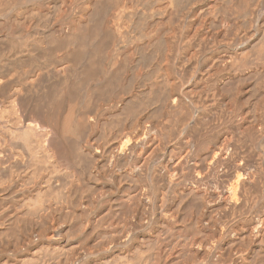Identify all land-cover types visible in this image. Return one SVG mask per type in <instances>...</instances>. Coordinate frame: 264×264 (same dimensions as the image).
<instances>
[{
    "label": "bare ground",
    "instance_id": "6f19581e",
    "mask_svg": "<svg viewBox=\"0 0 264 264\" xmlns=\"http://www.w3.org/2000/svg\"><path fill=\"white\" fill-rule=\"evenodd\" d=\"M205 1L206 0H45L44 4H40L41 2L38 0H0V180L3 178L2 181H0V194L3 195L0 199V215L1 218L5 219L7 222V228L3 227L4 230H10L7 232H11V236L14 235V238H17V240H15L16 238L14 239L17 241V245L11 246L13 248L17 247L15 250L16 252L19 253L20 249H23V245L35 244L36 238H38V243H47L49 246L53 244L54 251H50H53L51 252L52 254L54 252H56L54 254H59V257L56 258V260L58 259L56 262L57 264H76V260L81 258V255L94 256L95 254L100 255L104 259L102 264H111L110 260L106 261L109 254H116L119 256L112 264H131L133 261H128V259H130L131 256H133L131 259H136V254L138 251L140 253L141 250L139 248L142 249V244H144V247L147 245L149 246L152 241L155 244V242H159L160 237H162V242L160 241L162 244L167 240L164 245L161 244L164 251L159 248L163 251L161 253L164 254L166 252L164 255L167 256L169 254L170 257L171 254L169 252L174 250L175 245L182 249H178L177 255H173L175 259L174 262H170V264H197L201 258L205 259L210 257L211 250L214 248L218 251V256L213 264H264V105L262 104L263 118H259L260 114L259 116L257 115L258 117H251L253 120L249 121L252 123L254 122V124H250V126L245 129L249 131V135L246 137L248 138L249 136L252 140L250 138L251 141L245 139V135L243 136V134H241L242 132L234 134L235 139L233 140L234 135L226 128L227 126L223 125V123L218 124L224 117L222 116L223 110L221 109L223 102L221 103V100L218 99L217 96L219 93L223 92L228 85L230 86L234 78L231 77L232 75L229 76L228 74V77L224 78L223 81L214 79L215 75L217 76L218 74L217 71L219 70L218 72H220L222 66H226L232 62L235 63L232 66L236 65L229 49L233 45L236 46L238 50L244 46L243 43L247 38L248 27L253 25L254 20L258 18L260 12H264V0H238L235 4L233 3L234 5L232 6H230L231 4L225 7L223 5L220 10L217 9L216 5H218V3H215V1L212 5L207 6L204 5ZM226 3L224 2V4ZM42 8H45L44 11L46 12H42ZM173 11L179 14V20H176V23H174L175 20L173 21ZM188 11L193 13L190 18L191 22L184 25L183 19L186 18L185 14L188 13ZM40 12H42L43 16V13H45V18L42 20L45 22V28H43L44 35L47 34L48 37H52L58 34L60 41L56 39L52 40V38L50 40L49 38V42L47 43L45 40L43 41L41 39L35 40L33 44L29 43L30 35L24 33L26 29L25 25L27 22L29 23V19L33 18L36 21L35 17H38L37 13L40 15ZM262 15L264 16V13ZM41 17L40 15V18ZM171 18L173 19L171 20ZM222 18H226L228 29L233 27V19L237 20L241 18L244 23V28L240 29L241 31H239L238 34L235 32V37L227 41H225L227 38V34L224 32L225 30L219 32V36L222 38L223 43H220L221 46L215 55L211 54L209 56L211 62L206 66L208 77L205 80V85L210 83L211 80H215L216 87L215 91H213L215 93L210 94L209 91L203 89L201 93L200 91L198 92L199 95L194 97V105L198 104L195 106H199L201 104L203 107V109H200L197 113L196 117L194 118L193 115L192 118L187 115V120H183L184 118L182 115L184 114V106L182 103L180 104V108L176 105V108H179L178 117L175 119L176 124L173 120L172 121L176 127L177 125L179 128L184 127L185 136L182 140L175 138L174 144L177 146L181 145L180 142L182 141L184 147L179 153L177 152L180 149L176 152L179 154L176 158L177 162L174 163L170 169H166L164 171L165 173L163 172L162 174H165L166 177L177 176V174H179V166L181 168L184 162L190 160L187 167L192 171L190 175L194 173L193 177L185 175L183 177L184 182L182 186L174 187L173 190L171 188L172 194L169 199L166 198L168 200H164L165 197L161 199L163 200L161 202H164V204L160 202L161 205L164 206L165 203L167 205L164 211L162 209L164 214L161 213L162 217L159 219H156V217L152 215L153 213H150V210L148 211V209H146L149 205L145 208L144 200L141 199V196L144 195L145 198H148L149 204L150 192L148 185V187L143 186L141 188L139 186L131 188L129 185L132 190L129 191L127 195L125 194V196L113 200L114 205L106 209V211L108 210L107 212L104 209L99 215L97 214V218H90L91 220L87 219L92 213L93 202L96 201L94 198L92 199V196L94 197V192L92 190L90 191L93 185L91 188L87 186L88 188L86 187L84 189L83 186H85V184L80 187L77 183V187H80L79 190L76 187V181L74 182L72 179L69 180L67 178L70 177L65 173L67 170L63 173L64 170L62 171L58 168L66 167L65 169H71L77 167L79 169L80 166L85 167L87 168L86 174L88 173L87 175L90 177L86 174H84V176L86 175L89 178L88 180H90L93 176V172L90 171V168L103 169L102 172L103 174L106 173V177V171L110 165L114 164L113 167H116L118 165L121 166L123 163H127L128 157L126 153L128 150L137 154V152H139L137 148L142 142V133L140 130L143 127L140 128L141 122L139 119V111L142 106L140 104L142 102L139 103L140 94L135 90L136 86L134 87V81H136L135 78L137 77L136 72L138 70L141 72L143 69L149 72H153L154 70L156 72H158L157 70L163 71L165 68L171 70L173 68V59L179 49L175 36L167 34L170 33L166 31L165 27L167 26L163 27L165 28V32L162 31L163 29L160 30L159 28L164 26L163 22L166 21L168 26L174 24L177 26L176 28H178V30L185 29L187 32L191 30L197 35L200 31L205 29L206 26L215 31L221 28L222 23H224ZM33 26V32L37 33L36 31L39 29L37 22ZM262 39L263 37L261 40ZM44 44L51 46L50 50L54 51L58 49V51H64L65 53L62 55L63 57H61L63 59L58 61L55 58L56 56L50 52L51 54H49V56L47 55L48 57H46V54H43L46 57L45 60H35L36 58H34V56V59L28 61V57H26L27 53L31 54L33 52L45 50ZM191 54L196 57L195 54L198 53L194 54V52H192ZM82 55L86 57V63L83 64L84 66L81 65L83 67L81 70L78 69V64L81 63L83 59L78 61V64L77 60L83 58ZM261 55L259 61L264 64V54L262 53ZM194 59L195 58H190L189 61L187 60L188 63L185 58L184 60H179L177 63L178 69L182 71L188 70L189 66L191 67L196 63ZM65 63L66 65L68 64V66H65ZM25 65L30 68L28 72L23 69ZM259 68H261V73L259 74H263L264 65L260 64ZM129 71H132L133 74L131 73V78L134 77L135 80L132 79V81H134L132 82V87L129 88L130 98L128 102H123L121 95L123 92L126 93L128 88H126V91L124 90L125 86L121 84L120 79L122 78H120V76ZM152 75L149 73L150 77ZM164 77L165 76H163L162 79ZM101 78L106 79L108 83L106 82L107 84H104L103 82L100 84L99 82L100 86L96 84L99 87L95 86V88L86 85L90 83V80L97 81ZM164 81L166 84L169 82L168 79ZM201 81L202 79L196 81L192 85L190 83V85H185L182 92L184 94H192L195 89H198ZM146 82H148V80ZM163 82H161L162 85L165 84H163ZM83 83L86 84L84 85ZM50 84H56V86H51ZM169 85L170 84H168L167 87ZM49 86L52 88L55 86V93L53 91L54 88H51V93L54 95L51 94V96L55 98L52 99L53 101L50 103L44 100L47 94H49V89L47 88ZM199 88L202 89V87ZM45 89H47V91ZM150 89L149 91H151ZM83 90H87L86 96L85 93H82L85 92ZM99 90L101 92H99ZM198 90L194 93H197ZM253 90L257 91L256 89ZM111 91L114 95H111ZM149 91L145 92L149 93ZM169 92L170 94H168L166 98L163 97L165 100L162 99L161 101V103L164 102L162 104L159 102L162 107L168 106V102L170 101H168V99H176L177 94L171 93V91ZM100 93L103 95H108L110 93V96L105 100L102 95L101 98H104H102L103 101H101L102 99L97 100V94ZM159 93V96L164 94L163 92L162 94ZM45 94L46 96L42 99V96ZM111 96L112 98L115 96L116 100L112 99ZM159 96L156 97L158 98ZM146 99L144 100L146 101ZM150 99L152 98L150 97ZM231 99L232 98H230V101L232 102ZM260 100L261 99H259V101ZM173 101L176 102L175 100ZM173 101L172 103L174 104ZM211 109L218 110V116L221 117V119H218V122L216 118L214 121L207 120L206 117H208V113H210ZM105 110H109L107 112L111 113V115L109 114V118H111L110 122L109 119L108 122L105 121ZM126 112H130L128 125L124 122L125 119L123 118ZM236 116L235 114L234 119ZM106 118H108V116H106ZM223 120H221V122ZM99 126L102 127V130L100 129L98 132H95V128ZM223 126H225V128ZM108 127L110 129L107 131L106 129ZM179 128L177 127V129ZM151 129L152 128H150L149 131H153ZM157 131L160 130L157 129ZM246 140L247 142L249 141V145L256 141L258 148L255 147V149H257L252 150L255 145L253 148L248 147ZM149 141V145H147L148 148L150 146H153V148L157 146L152 144V142L154 143V141H157L153 139V137ZM174 144L172 147L175 148ZM245 148L250 149H246L245 152H247V150L250 152L248 158H250L251 161L248 158L246 159L247 155L245 157L241 156ZM145 150H147V148ZM171 151H174V149L171 148ZM116 154L120 156L117 157ZM150 154L151 153H148L149 156ZM138 155H136L137 159H134L137 161V164L138 162L141 164L142 162H146L141 160L142 151H140ZM133 157L135 158V155ZM139 168L140 166L135 165L136 170ZM216 168H220L225 176L230 175L235 177V181L233 180V183L228 184L227 188L222 186L218 178L211 177V172ZM15 169L21 170L24 174L16 177V171L14 172ZM83 173L85 172L83 171ZM84 176L82 177L84 178ZM127 176L128 175L125 173L120 177H123L124 179L122 180H125ZM93 178L95 177L93 176ZM121 178H119V182ZM179 178L180 177H178V179ZM83 180L82 183H84ZM246 180L253 185V189H251L249 194L248 192L247 194L244 193L245 182L247 183ZM154 183L156 184V182ZM86 185H88V183H86ZM176 185L177 184H175V186ZM246 186L249 187L248 185ZM105 187L107 188V185ZM105 187L100 186L97 188L98 192L95 191V193L97 192L96 194L100 195V198L97 199L102 201V208H105L107 204V202L102 199L105 197L104 195H107ZM81 188H83V190ZM202 188L203 190L205 189L204 192L199 193L198 190ZM150 190L153 191V189ZM240 190L244 191L241 192ZM96 197H98V195ZM136 202H139L137 205L141 203L140 206L142 208L140 207V209L137 207L140 211L134 214L132 211L136 210H134V208L132 210L133 206L131 208L129 207V209H131L130 214L134 215L132 217L134 220L132 223H129L131 225H128L130 219L126 220L127 222L125 221L127 223L126 229L125 226L123 227L124 222L121 221L122 219H128L129 216L126 217L125 214L126 218L124 216V218L119 217L118 211H121L127 204L130 205L131 203L132 205L133 203L134 205ZM184 208H186V210ZM182 209H184L183 211H185V213H190L187 219H190L188 225L193 236H181V234L179 237H171L172 234L170 233L174 228L169 221L177 219L175 218L177 217L176 214H181L180 211L183 212ZM114 211L116 213L118 212L117 215L121 220H119V222H121L120 225L122 227L119 224L115 225L114 221L113 225L116 227L114 226L115 228L113 230L109 228L111 229L110 232L105 231L103 234L101 233L100 236H96L98 238H94L92 243L88 242L90 239L89 236L91 237L89 234L93 231L92 229H96L98 225L100 226L107 216L113 219L114 213V218L115 216L117 217ZM120 213L123 215L122 212ZM118 217L116 219H118ZM180 217L182 218L181 215ZM110 218L106 219L107 222H104V224L110 223L111 227V222L113 220L111 219V221ZM98 222L101 223L99 224ZM119 222L116 221V223ZM149 222H152L150 224H155L157 227L156 232L157 238L159 239L156 241L154 237L145 238L143 236L144 233L142 234V232L139 231L145 229V225ZM104 224L101 225L103 226ZM86 229H89L90 232H86ZM177 229L180 228L178 227L176 230ZM66 230L67 232L69 231L70 234H76L75 231L81 232L85 241H81L84 245L82 244L79 250V246L77 247V245L74 246L76 249L74 247H72L71 250L68 249L70 251L66 248L67 242L70 243V239L73 238L74 235L71 237L69 234V238H71L69 240L66 238L67 242H60ZM131 231L133 233H131ZM4 232L2 231V233ZM2 235L3 234H1V236ZM66 235L68 236V234ZM94 235L96 234L94 233ZM163 237H169V239L164 238L163 241ZM7 239H9V237H7ZM126 240H130L132 243L130 245L132 247V252L129 249L132 255H130L131 253L128 251L130 255L129 258H126L128 257L127 255L126 257H124L125 255H121L123 248H121V245ZM139 240L140 242L145 240L143 241L145 243L138 244ZM8 244L3 247L8 246ZM158 245H160V243ZM186 247L193 251L190 256L188 255L189 259L192 258L191 260L185 257ZM5 250L7 249L2 248L0 251L5 252ZM13 251L10 249L7 252L14 253ZM26 253H22V255L18 254L17 258H22L24 255L26 256ZM187 254H190V252H187ZM139 257L141 258V256ZM155 257V259H159L157 255ZM0 258V264H8L6 262L8 259L7 255H2ZM24 258L23 260L25 261ZM40 258L41 257H39V259ZM39 259L37 260L39 261ZM162 259L163 257L161 261ZM152 260L151 263H155V261L153 260L152 262ZM3 261H5V263ZM29 262L31 261L29 260L28 263ZM35 263L42 264L43 262ZM135 263L138 264L137 261ZM157 263L159 262L157 261Z\"/></svg>",
    "mask_w": 264,
    "mask_h": 264
},
{
    "label": "rangeland",
    "instance_id": "374dc122",
    "mask_svg": "<svg viewBox=\"0 0 264 264\" xmlns=\"http://www.w3.org/2000/svg\"><path fill=\"white\" fill-rule=\"evenodd\" d=\"M39 2H41L40 4H44V2H45V0H38ZM214 1H215V3H218V5H216V7H217V9L218 10H220V8H222V6L224 5V7L225 6H229L230 4V6H232V5H234L238 0H236V1H234V0H228V1H230V2H228L227 0H206L205 2H204V5H212L213 3H214ZM226 3H229V4H224V2ZM223 4H222V3ZM234 3V4H233ZM42 10V12H46V11H44L45 10V8L43 9H41ZM191 12H194V11H192V10H190ZM190 11H188V13H186L185 14V16H186V18H184L183 19V22H184V25H187V24H189L190 22H191V17H192V14L193 13H191ZM42 12H40V15L42 16L41 18H40V15L37 13V15H38V17H35L36 18V21L33 19H29L28 21H29V23L27 22L26 23V25H25V34L26 35H30V42L29 43H31V44H33V42L35 41V40H37V39H41V40H45V42L47 43V42H49V38H50V40H51V38H52V40H57V41H60V37H59V35L58 34H55L54 36H50V37H48V35L47 34H45L44 35V31H43V28H45V22L44 21H42V20H44V18H45V13H43L44 14V16L42 15ZM264 12H260L259 13V16H258V18L256 19V20H254V23H253V25L251 26V27H248L249 29H248V33H247V38L245 39V42L243 43L244 44V46L240 49V50H238V48H236V46H231L230 47V49H229V51H230V53L232 54V57L234 58V60H235V62H236V65H234V66H232L233 64H235L234 62H232L231 64L229 63L228 65H226V66H222L221 68H220V72H218L217 71V76L215 75V77H214V79L215 80H221V81H223V79L224 78H226V77H228V74H229V76H231V77H233L234 78V81L230 84V86L228 85L226 88H225V90H223V92H221V93H219V95L217 96V98L218 99H220L221 101V103H222V105H221V109L223 110V119H221V117L220 116H218V110H213V109H211L210 110V113H208L209 115H208V117H206L207 118V120L208 121H214L215 120V118H216V121L218 122V119H221V120H223L222 122H221V120L218 122V124H222L223 123V125H225V126H227L226 128H228V130L231 132V133H233V135L234 134H237V133H240V132H242L241 134H243V136L245 135V139H247V140H250L251 138L248 136V138L246 137L247 135H249V131H247V130H245V129H247L248 128V126H250V124H254V122L252 123L251 121H249V120H253L251 117H253V118H255V117H258L259 116V114H260V116H259V118H263L262 116H263V113H262V110H263V105H264V92H263V89L264 88H262V87H264V73L263 74H259V73H261V68H259L260 67V64L261 65H264V64H262L259 60L261 59V56H263V55H261L262 53L264 54V16L262 15ZM173 14H174V19L173 18H171V20L173 19V21L175 20V22L174 23H176V20L178 21L179 20V14H178V12L177 13H175V11H173L172 12V16H173ZM189 16V17H188ZM261 16V17H260ZM41 20H40V19ZM38 19V20H37ZM223 20V22L224 23H222V26H221V28H218L216 31L214 30V29H211V28H208L207 26H206V28L205 29H203L202 31H200L199 32V34H197V35H195V33H194V31H186L185 29L183 30V29H181V30H178V28H176L177 26L176 25H174V24H172L171 26H168L167 24H166V21L165 22H163V24H164V26H158V27H161V28H159L160 30H162L163 32H165V28H166V31L167 32H170V33H167V34H170V36H175V38H176V41H177V45H178V52H176L177 54H175V58L173 59V68L171 69V70H167V68H165V69H163V71L162 70H157L158 72H156L155 70L151 73V72H149V71H147V70H145V69H143V70H141V72H140V70H138L137 72H136V75H137V77L135 78L136 79V81H134L135 79H134V77L133 78H131L132 76V71H129V72H126L125 74H122L121 76H120V78H122V79H120V82H121V84H123L124 86H125V88H124V90L126 91V88H128L127 89V91H126V93L125 92H123V94L121 95V97H122V99H123V102H128V100H129V98H130V93H129V88L130 87H132L131 85L133 84L132 82L134 81V87H135V90L136 91H138V93L140 94V97H139V103L140 102H142L140 105H142L141 106V110L139 111V119H140V122H141V124H140V128H142L140 131H141V133H142V135H141V138H142V142H141V144L139 145V147L137 148V150L139 151V152H137V154H134L133 152H131L130 150H128L127 151V153H126V156L128 157L127 159V163H123V164H121V166L120 165H118V166H116V164H115V166L116 167H113L114 166V164L113 165H110V167H108L107 168V176L105 177V171H104V173L105 174H103V169H98V168H90L89 170L91 171V172H93V176L95 177V178H93V176H92V178H90V180H88L89 178L88 177H90V176H88L87 174H86V169L87 168H85V167H82V166H80L79 167V169L76 167V168H71V169H65L66 167H61V168H58L59 170H64L63 171V173L65 172L66 174H67V176H70V177H67L69 180L70 179H72V181H76L75 183H76V187H77V185L79 184L80 185V187H82V185H84L85 184V186H83V188L85 189L87 186H90V188H91V186H92V188L90 189V191L92 190L93 192H94V197L92 196V193H91V196H92V199L94 198L95 200V202H93V208H92V213H91V215L89 216V217H87V219H93V218H97L98 217V215H99V213H101L102 212V210H104L105 209V211H106V209H108L110 206H113L114 205V201L113 200H116V199H119V198H121V196L123 197V196H125V194L127 195L128 193H129V191H131L132 189L131 188H134V186H139L140 188L141 187H148V189H149V192H150V202H149V204H148V198L146 197L145 198V196L143 195V196H141L142 198L141 199H143L144 200V204H145V208H146V206L147 205H149V206H147V208L146 209H148V211L150 212V213H153L152 215L153 216H155L156 217V219H159V218H161L162 217V214L161 213H163V211H164V209L166 208L165 206L167 205L166 203H165V205L164 206H162L161 205V203H163L164 204V202H161V201H163V200H161V199H163V197H165L164 198V200H168L170 197H171V194H172V191H171V188H172V190H173V188L174 187H181L182 186V183L184 182V179H183V177L185 176V175H190V172L192 173V171H190L189 169H188V165H189V161H187V162H184L181 166V168H180V166H179V170H178V172H179V174H177V176H174V177H166L165 176V174L164 175H162L163 174V172L166 170V169H170L171 168V166L172 165H174V163H176L177 162V157L179 156V154H177V153H179L180 151H181V149H183V147H184V145L182 144V141L180 142L181 143V145H175L174 143H175V138H179V139H183V137L185 136V131H184V127H180L179 128V126L177 125V127L180 129H177V127H176V123H175V119H176V117H178V110H179V108H180V104L182 103L183 104V106H184V109H183V115H182V117L184 118L183 120H187V115L188 116H190V117H192L193 118V115H194V118L196 117V115H197V113L200 111V109H203V107H202V105L200 106H195V105H198V104H195L194 105V97L195 96H197V95H199L198 94V92L200 91V93L203 91V89L204 90H207V91H209V93L210 94H213V93H215V92H213V91H215V87H216V83H215V80L213 79V81L211 80L210 81V83H208L207 85H205V80H206V78L208 77V71H207V68H206V66L209 64V62H211V60L209 59V56L212 54H216L218 51L217 50H219V47L221 46V44L220 43H223L222 42V38L219 36V32H223L224 30V32H226V34H227V38L225 39V41H227V40H230L231 38H234L235 37V32L238 34L239 33V31H241L240 29H243L244 28V23L242 22L243 20L241 19V18H238L237 20H235V19H233V21H232V23L234 24L233 25V27L232 28H230V29H228L227 28V25L228 24H226V22H227V20H226V18H222ZM40 20V21H39ZM35 22V24H36V22H37V25H38V30L36 31L37 33H34L33 31H34V29H33V25H35L34 24V22ZM39 21V22H38ZM257 22V23H256ZM29 24V25H28ZM162 24V25H163ZM31 25V26H30ZM40 25V26H39ZM31 28H30V27ZM44 26V27H43ZM165 26H167V27H165ZM163 27H165V28H163ZM226 27V28H225ZM239 27V28H238ZM208 29V30H207ZM29 30V31H28ZM227 30V31H226ZM234 30V31H233ZM184 31V32H183ZM231 31V32H230ZM252 32V33H251ZM31 33V34H30ZM194 33V34H193ZM229 33V34H228ZM32 34H34V35H32ZM187 34V35H186ZM43 35V36H42ZM177 35V36H176ZM187 37H186V36ZM206 37H205V36ZM234 35V36H233ZM220 37V38H218V37ZM37 37V38H36ZM58 37V38H57ZM184 37V38H183ZM263 37V39L261 40V38ZM43 38V39H42ZM45 38V39H44ZM183 38V39H182ZM59 39V40H58ZM185 39H189L188 41L187 40H185ZM198 39V40H197ZM33 40V41H32ZM183 40H185V41H183ZM198 41V42H197ZM224 41V42H225ZM187 42V43H186ZM212 43V44H211ZM30 44V45H31ZM198 44H199V46H198ZM242 44V45H243ZM29 45V44H28ZM201 45H202V47H201ZM44 47H45V50H43V51H40V52H33V53H31V54H29V53H27V55H26V57H28L27 58V60L29 61V60H32V59H34V58H36L35 60H39V61H42L43 59L45 60L46 59V57H48L49 56V54H53L54 56H56L55 58L59 61L60 59H63V58H61V57H63L62 55H64V51H61V50H59L58 51V49H55L54 51L53 50H50V47L51 46H47L46 44H44ZM47 47V48H46ZM49 47V48H48ZM181 47V48H180ZM205 47V48H204ZM218 47V48H217ZM200 48V49H199ZM204 48V49H203ZM207 48V49H206ZM209 48V49H208ZM47 49V50H46ZM180 49H182V50H180ZM49 50V51H48ZM185 50H188V51H185ZM202 50V51H201ZM182 51V52H181ZM184 51V52H183ZM42 52V53H41ZM51 52V53H50ZM59 52H61V53H59ZM192 52H194V54L195 53H198V54H195V56L196 57H194V56H192ZM208 52V53H207ZM245 52H248V53H245ZM257 52V53H256ZM262 52V53H261ZM36 54V55H35ZM43 54H46V57L43 55ZM182 54V55H181ZM250 54V55H249ZM255 54V55H254ZM42 55H43V57H42ZM48 55V56H47ZM186 55V56H185ZM261 55V56H260ZM30 56H32V57H30ZM35 56V57H34ZM205 56V57H204ZM240 56H241V58H240ZM251 56V57H250ZM260 56V57H259ZM31 59H30V58ZM34 57V58H33ZM45 57V58H44ZM82 57L83 58H80V60H77V64H78V61H81L82 59V61H81V63H79L78 64V66L80 67L81 65L82 66H84L83 64L84 63H86V57H84V55H82ZM38 58V59H37ZM59 58V59H58ZM184 58H185V60L187 61H189V59L191 58H195L194 60H196V63L193 65V66H189V68H188V70H186V71H182L181 69H178V67H177V63H178V61L179 60H181V59H183L184 60ZM48 59V58H47ZM85 59V60H84ZM200 59V60H199ZM203 59V60H202ZM256 59V60H255ZM208 60V61H207ZM239 60V61H238ZM242 60V61H241ZM84 61V62H83ZM176 61V62H175ZM188 61H187V63H188ZM255 61V62H254ZM239 62V63H238ZM245 62V63H244ZM202 63V64H201ZM245 64V65H244ZM65 66H68V64L66 65V63L64 64ZM63 65V66H64ZM239 65V66H238ZM241 65V66H240ZM78 67V69H81L82 70V68L83 67ZM231 66V67H230ZM60 67V66H59ZM230 67V68H229ZM232 68V69H231ZM24 71H26V72H28V70H30V68L29 67H27V65H25L24 66ZM177 70H179V71H177ZM192 70V71H191ZM238 70V71H237ZM145 71H147V72H145ZM190 71V72H189ZM257 71V72H256ZM81 72V71H80ZM187 72H189V73H187ZM132 73V74H131ZM146 73V74H145ZM149 73L152 75L151 77L149 76ZM158 73V74H157ZM254 75H253V74ZM184 74V75H183ZM188 74V75H187ZM205 74V75H204ZM220 74V75H219ZM135 75V76H136ZM173 75V76H172ZM148 78H147V77ZM160 76H161V79H160ZM163 76H165L164 78L165 79H168L169 80V82H168V84H170L168 87H167V85L168 84H166L165 83V79L163 78L162 79V77ZM243 76V77H242ZM131 79H130V78ZM187 77V78H186ZM259 77H260V79H259ZM159 78V79H158ZM181 78V79H180ZM240 80H239V79ZM126 79V80H125ZM131 81H130V80ZM132 79H134L133 81H132ZM200 79H202V81L200 82V84H199V86H198V89H200V90H198V89H195V91L196 90H198L197 91V93H194L195 91H193L192 92V94L190 93V94H184L183 92H182V89H183V87L185 86V85H188L189 83L192 85V84H194L196 81H198V80H200ZM242 79V80H241ZM148 80V82H146ZM160 80H161V82H163V84L164 85H162V83L160 82ZM163 80V81H162ZM238 80V81H237ZM250 80V81H249ZM258 80V81H257ZM95 80H93V81H91L90 80V83L89 84H86V83H88V82H86L85 84L86 85H89V86H91V88H95V86L97 87L98 85H99V82H100V84H102L103 82H104V84H107L108 83V81H106V79H98L97 81H95ZM110 81V80H109ZM131 83H130V82ZM159 83H158V82ZM92 82V83H91ZM94 82V83H93ZM107 82V83H106ZM128 84H127V83ZM141 82V83H140ZM146 82V83H145ZM151 84H150V83ZM181 82V83H180ZM174 83V84H173ZM238 83V84H237ZM255 83V84H254ZM84 84V83H83ZM84 84V85H85ZM96 84H98V85H96ZM139 84V85H138ZM161 86H160V85ZM189 84V85H190ZM211 84V85H210ZM234 84V85H233ZM51 85V84H50ZM52 85H55L56 86V84H52ZM51 85V86H52ZM113 85V84H112ZM126 85H127V87H126ZM128 85H130V86H128ZM183 85V86H182ZM200 85H202V86H200ZM262 85V86H261ZM51 86H49V87H47L48 89H49V91H48V93L49 94H47V92H46V94H47V96H46V94L44 95V96H42V99L44 98V100L46 101V102H51V101H53L52 99H54V98H52V96H51V90L53 89V91L55 90V86H53V88L51 87ZM100 86V85H99ZM98 86V87H99ZM110 86V85H109ZM114 86V85H113ZM123 86V87H124ZM143 86V87H142ZM146 86V87H145ZM150 86V87H149ZM159 86V87H158ZM166 86V87H165ZM205 86H206V88H205ZM240 86H241V88H240ZM112 87V86H111ZM182 87V88H181ZM199 87H202V89L201 88H199ZM256 87V88H255ZM52 88V89H51ZM139 88H140V91H142V92H140L139 91ZM151 90V91H149V89ZM158 88V89H157ZM231 88V89H230ZM161 89V90H160ZM175 89V90H174ZM250 89V90H249ZM253 89H256L257 91H255V90H253ZM46 91H47V89H45ZM154 90H156V91H154ZM174 90V91H173ZM258 90H259V92H258ZM83 91H85V92H82V93H85V96H86V93H87V90H83ZM147 91H149V93H146ZM168 91V92H167ZM169 91H171V93H176L177 94V96H176V99H173V98H171V99H168V106L166 105V107H162V103L164 102H162L161 103V101H162V99L163 100H165V98L168 96V94H170V92ZM173 91V92H172ZM99 92H101L100 90H99ZM98 92V93H99ZM157 92V93H156ZM160 92V93H159ZM162 92L164 93V94H166V95H158V93L159 94H162ZM256 94H255V93ZM54 93H55V91H54ZM127 94V95H125V94ZM110 94V93H109ZM103 95L102 93H100V94H97V100H100V99H102L103 97L105 98V100H106V98L108 97V96H110V95ZM129 94V95H128ZM196 94V95H195ZM254 94V95H253ZM53 95V94H52ZM82 95H84V94H82ZM100 95V96H99ZM103 95V97L101 98V96ZM111 95H114V93H112V91H111ZM124 95V96H123ZM141 95H143V96H141ZM159 96L158 98L156 97V96ZM189 95H193L192 97L191 96H189ZM237 95V96H236ZM54 96V95H53ZM85 96H82V97H85ZM148 98H147V97ZM153 99V101H152V99H150V97ZM179 96V97H178ZM222 96V97H221ZM232 96V97H231ZM100 97V98H99ZM162 97V98H161ZM163 97H165V98H163ZM229 97V98H228ZM103 98V99H104ZM111 98H112V96H111ZM142 98V99H141ZM147 98V99H146ZM157 98V99H156ZM161 98V99H160ZM187 98V99H186ZM191 98H193V99H191ZM230 98H232L231 100H232V102L230 101ZM103 99L101 100V101H103ZM112 99H114V100H116V98H115V96H113V98ZM144 99H146V101L144 100ZM150 99V100H149ZM175 100L176 102H174L173 100ZM235 99V100H234ZM237 99V100H236ZM259 99H261L260 101H259ZM239 100V101H238ZM255 100V101H254ZM151 101V102H150ZM172 101L174 102V104L172 103ZM234 101V102H233ZM143 102H145V103H143ZM154 102V103H153ZM157 102V103H156ZM161 104H160V103ZM245 102V103H244ZM247 102V103H246ZM254 102V103H253ZM262 102V103H261ZM172 105H171V104ZM179 103V104H178ZM228 103H230V104H228ZM242 103V104H241ZM126 104V103H125ZM128 104V103H127ZM146 104V105H145ZM151 104V105H150ZM155 104V105H154ZM257 104H258V106H257ZM263 104V105H262ZM149 105V106H148ZM153 105V106H152ZM179 107V108H176L177 106ZM145 106V107H144ZM152 106V107H151ZM226 106V107H225ZM256 106V107H255ZM262 108H261V107ZM140 107V106H139ZM146 107H148V108H146ZM151 107V108H150ZM199 107V108H198ZM144 108V109H143ZM188 108V109H187ZM234 108V109H233ZM241 108V109H240ZM229 109V110H228ZM239 109V110H238ZM258 109H259V111H258ZM145 110V111H144ZM160 110V111H159ZM242 110H243V112H242ZM106 111V110H105ZM107 111H109V110H107ZM106 111V113H104V116H105V121L106 122H108V119H109V122H110V119L111 118H109L110 117V115H111V113L109 112H107ZM143 111V112H142ZM140 112H142V113H140ZM151 112V113H150ZM188 112V113H187ZM212 112V113H211ZM213 112H214V114H213ZM246 112V113H245ZM248 112V113H247ZM255 112V113H254ZM108 113V114H107ZM191 115H190V114ZM110 114V115H109ZM212 114V115H211ZM232 114V115H231ZM235 114L237 115L236 117H235V119H234V116H235ZM246 114V115H245ZM99 115H101V114H99ZM151 115V116H150ZM177 115V116H176ZM185 115V116H184ZM217 115V116H216ZM254 115H256V116H254ZM258 115V116H257ZM106 116H108V118H106ZM216 116V117H215ZM157 117H159V118H157ZM187 117V118H186ZM189 117V118H190ZM214 119H213V118ZM217 117H219V118H217ZM123 118L125 119V123L128 125L129 123H128V120H129V118H130V112H126V114L123 116ZM258 118V119H259ZM241 119V120H240ZM260 119V120H261ZM174 121V123H173V121ZM127 121V122H126ZM145 122V123H143V122ZM225 121H226V123H225ZM238 123H237V122ZM247 121H248V123H247ZM229 123V124H228ZM236 123V124H235ZM151 124V125H150ZM227 124V125H226ZM231 124V125H230ZM248 124V125H247ZM154 127H153V126ZM168 125V126H167ZM234 125V126H233ZM107 126H108V124H107ZM156 126H158V127H156ZM175 127V129H174V127ZM225 126H223L224 128H225ZM228 126H230V127H228ZM240 128H239V127ZM100 127V126H99ZM97 127V128H95V132H98L102 127ZM144 127H146L147 128V130H146V128H144ZM234 127V128H233ZM99 128V129H98ZM150 128H152L151 130H153V131H149V129ZM182 128V129H181ZM239 128V129H238ZM242 128V129H241ZM110 128L108 127L106 130L108 131ZM157 129L158 130H160V131H157ZM102 130V129H101ZM144 130V131H143ZM145 130H146V132H145ZM175 130V131H174ZM179 130V131H178ZM242 130H244V131H242ZM163 133H162V132ZM235 133H234V132ZM150 132V133H149ZM165 132V133H164ZM179 132V133H178ZM244 132H247V133H244ZM147 135H146V134ZM156 133H157V135H156ZM162 133V134H161ZM175 133V134H174ZM149 135H150V137H149ZM162 135H163V137H162ZM173 135V136H172ZM180 136V137H179ZM152 137H153V139H155V140H157L156 142L154 141V143L152 142V144L153 145H157V146H155L154 148H153V146H150L149 148H148V146L147 145H149V140L150 139H152ZM158 137V138H157ZM144 138V139H143ZM146 138V139H145ZM150 138V139H149ZM159 138H161V139H159ZM174 138V139H173ZM250 138V139H249ZM235 139V135H234V137H233V140ZM247 140H246V144L248 145V147H250V148H253V146H254V149H252V150H256L258 147H257V142L256 141H254L253 143H251V144H253V145H249V141L247 142ZM252 140V139H251ZM250 140V141H251ZM172 141V142H171ZM172 143V144H171ZM168 144V145H167ZM174 144V146H175V148L174 147H172V145ZM152 147V148H151ZM159 147V148H158ZM255 147H257L256 149H255ZM140 148H141V150H140ZM147 148V150H145ZM158 148V149H157ZM171 148L172 149H174V151H171ZM143 149V150H142ZM151 149V150H150ZM180 149V150H179ZM246 149H248V150H250L249 148H245L244 149V151H243V153L241 154V156H243V157H245L246 155V159L248 158V154H249V156H250V152L247 150V152H245L246 151ZM179 150V151H178ZM140 151H142V155H141V160L143 161H146V162H142V164L141 163H139L138 162V164H137V161L136 160H134V159H137V157H136V155H138V153L140 154ZM146 153H145V152ZM148 151H150V152H148ZM178 151V152H177ZM171 152V153H170ZM177 152V153H176ZM129 153V154H128ZM148 153H151L150 154V156L148 155ZM170 153V154H169ZM245 153V154H244ZM118 154V153H117ZM116 154V156L117 157H119L120 155H117ZM244 154V155H243ZM135 155V158L133 157ZM147 155H148V158L146 159V157H147ZM177 155V156H176ZM130 156V157H129ZM139 156V155H138ZM170 156V157H169ZM145 157V158H144ZM164 158V159H163ZM170 158H171V160H170ZM173 158V159H172ZM250 161H251V159L250 158H248ZM136 161V162H135ZM149 161V162H148ZM168 161V162H167ZM175 161V162H174ZM136 163V164H135ZM147 163V164H146ZM153 163V164H152ZM188 163V164H187ZM137 165V166H140V168L138 169V170H136L135 169V165ZM146 164V165H145ZM159 164V165H158ZM143 165V166H142ZM149 167H148V166ZM185 165V166H184ZM134 166V167H133ZM142 166V167H141ZM82 167V168H81ZM123 167V168H122ZM167 167V168H166ZM84 168V169H83ZM141 168H143V169H141ZM147 168V169H146ZM78 169V170H77ZM81 169H83V170H81ZM69 170V171H68ZM74 170V171H73ZM100 170H101V172H100ZM214 170V171H213ZM213 170H211V171H213V172H211V177H214V178H218V180L220 181V183L222 184V186H224L225 188H227L228 187V184H230V183H233V180L235 181V177H232V176H230V175H228V176H225V174H223V172L221 171V169L220 168H216V169H213ZM220 170V171H219ZM16 171V173H15V176L17 177V176H19V175H23L24 174V172H22L21 170L19 171V170H14V172ZM19 171V172H18ZM80 171V172H79ZM83 171L85 172V173H83ZM111 171V172H110ZM20 172H22V173H20ZM82 172V173H81ZM119 172V173H118ZM162 172V173H161ZM183 172V173H182ZM187 172H188V174H187ZM68 173H69V175H68ZM75 173H77V174H75ZM101 173H102V175H101ZM127 174L128 176H127V179H125V180H122V179H124L123 177L121 178L120 176H122L123 174ZM157 173V174H156ZM165 173V172H164ZM74 174V175H73ZM84 176V174H86L85 176H84V178L81 176ZM96 174V175H95ZM155 174V175H154ZM192 175V176H191ZM190 175V177H193V175H194V173L193 174H191ZM224 175V176H223ZM2 177V176H1ZM82 177V178H81ZM100 177V178H99ZM178 177H180L179 179H178ZM119 178H121V181L119 182ZM169 178V179H168ZM171 178V179H170ZM173 178V179H172ZM232 178V179H231ZM3 179V178H2ZM2 179L0 180V181H2ZM5 179V178H4ZM84 179V180H83ZM92 179H94V180H92ZM97 180V182H96V180ZM99 179H100V181H99ZM227 179V180H226ZM243 179V178H242ZM82 180H83V182L84 183H82ZM102 180V181H101ZM171 180H172V183H171ZM176 180H177V182H176ZM224 180V181H223ZM86 181V182H85ZM89 181H90V183H89ZM104 181V182H103ZM106 181V182H105ZM123 181V182H122ZM156 182V184L154 183V182ZM162 181V182H161ZM228 181V182H227ZM247 181V180H246ZM122 182V183H121ZM126 182V183H125ZM143 182V183H142ZM164 182V183H163ZM167 182V183H166ZM78 183V184H77ZM86 183H88V185H86ZM101 183V184H100ZM163 183V184H162ZM181 183V184H180ZM247 183H248V181H247ZM246 182H245V187H244V190H240L241 192H243L244 191V193H246L247 194V192H248V194L250 193V191H251V189H253V185L249 182L248 184H247ZM90 184V185H89ZM134 184V185H133ZM169 184V185H168ZM175 184H177L176 186H175ZM96 185V186H95ZM107 185V188L109 189H107L105 186ZM131 186V188H130V186ZM148 185V186H147ZM172 185V186H171ZM246 185H248L249 187H247ZM252 185V186H251ZM95 186V187H94ZM98 186V187H97ZM100 186H104L105 187V192L107 193V195H104L105 197H103L102 199L103 200H105L106 202H107V204L105 205V208L103 207L102 208V201L100 200V199H97V198H100V195L99 194H96L98 191H97V188H99ZM152 186V187H151ZM251 186V187H250ZM79 187V188H80ZM94 187V188H93ZM113 187V188H112ZM78 188V187H77ZM78 188V189H79ZM83 188H81L82 190H83ZM88 188V187H87ZM224 188V189H225ZM94 189V190H93ZM96 189V190H95ZM121 189V190H120ZM150 189H153V191L152 190H150ZM156 189V190H155ZM167 189V190H166ZM243 189V188H242ZM80 190V189H79ZM99 190V189H98ZM205 190V189H204ZM204 190H203V188L200 190H198V192L199 193H203L204 192ZM95 191H97L96 193H95ZM111 192H113V193H111ZM152 193H153V195H152ZM96 194V195H95ZM161 194H163V195H161ZM165 194V195H164ZM98 195V197H96ZM2 194H0V199L2 198ZM145 199H144V198ZM152 197H153V199H152ZM156 197V198H155ZM166 198H168V199H166ZM152 199V200H151ZM157 200V201H156ZM161 202V203H160ZM135 203V202H134ZM139 202H136V204H134L133 205V203H132V205H131V203H130V205L129 204H127L126 206H124L122 209H121V211H118L117 213H118V215H119V217H125V214H126V217H128L129 216V218L127 219L126 217V219L124 220V219H122V221L119 219V217H118V215H117V213H116V215H117V217H118V219H116L117 217L115 216V218H114V213H113V219H112V217L110 218V217H108L107 216V218L106 219H109L110 218V220L112 221L111 222V227H110V223L109 224H104V222H107V220L105 219L104 220V222L102 221V223L101 222H98L99 224L101 223V224H104L103 226L100 224V226L98 225V223H97V225L99 226H96V229H92L93 231H91L90 232V230L89 229H86L85 231L87 232H90V234L89 235H91V237L89 236V240H88V242H90V243H92V240H94V238H98V237H96V236H100V234L102 233L103 234V232H105V231H107V232H110L111 231V229L113 230L116 226V224L118 225H120V223L121 222H124L123 223V227L125 226L126 227V229H127V221L126 220H129L128 221V225H131V224H129V223H132V221L134 220V218H132L134 215L133 214H130L131 213V209H129V207L131 208L132 206V210H133V208H134V210H136V211H132V213H136L137 214V212H139L140 211V209L142 208L140 205H141V203L139 204V205H137ZM96 204V205H95ZM111 204V205H110ZM136 205V206H135ZM154 205H155V207H154ZM161 206H162V208H161ZM95 207V208H94ZM126 207V208H125ZM135 207H136V209H135ZM140 208V209H138V208ZM149 207H150V209H149ZM102 208V209H101ZM153 208V209H152ZM127 209V210H126ZM154 209H156V210H154ZM162 209H163V211H162ZM185 210H186V208H184ZM184 209H182V211L184 210ZM124 210V211H123ZM151 210H152V212H151ZM161 210V211H160ZM108 211V210H107ZM106 211V212H107ZM154 211V212H153ZM189 211V210H188ZM105 212V213H106ZM120 212H122L123 213V215L120 213ZM126 212H128V213H126ZM184 212V213H183ZM183 212H181L180 211V213L181 214H179V213H177L176 215H177V217H175V218H177V219H175V220H173V221H171L170 219H168V220H170L169 222H171V224H172V227L174 228V229H172L171 230V233L170 234H172L171 235V237H179L181 234V236H183V235H186V236H193V234H192V231L190 230V228H189V220L190 219H187V218H189V215L188 214H190L189 212H188V214H187V212L185 213V211H183ZM98 214V215H97ZM121 214V215H120ZM157 214V215H156ZM164 214V213H163ZM185 214H187L188 215V217H187V215H185ZM97 215V216H96ZM132 215V216H131ZM175 215V216H176ZM180 215L182 216V218L180 217ZM94 216V217H93ZM123 217V218H124ZM178 217H179V219H178ZM0 218H1V215H0ZM3 218H1L0 220H1V224H0V246H2V247H0L1 249L2 248H5V249H7V250H5V252H1L0 251V257H2V255H7L8 256V259H7V263L9 264H33V262L35 261V262H37V263H39V262H43L42 264H44V262H45V264H57L56 262L58 261V259L56 260V258H58L59 257V254L57 255V254H54V253H56V252H54L53 254L51 253V252H53L54 251V246H53V244H51L50 246L47 244V243H38L39 241L37 240L38 238H36V245L35 244H32V245H23L22 247H23V249H20V252L18 253V252H16L15 250H16V248L14 247H11V246H14L15 244L17 245V241H15V240H17V238L15 239L14 238V235L13 236H11L12 234H10V233H8L7 231H10V230H7L6 231V229L4 230V228H7V222H6V220L5 219H3ZM90 219V220H91ZM116 219V220H115ZM182 219V220H181ZM119 220L121 221V222H119ZM181 220V221H180ZM109 221V220H108ZM114 221H115V223H114ZM116 221L117 222H119V223H116ZM126 221V222H125ZM176 221V222H175ZM87 222V221H86ZM110 222V221H109ZM3 223H5V224H3ZM113 223L115 224V225H113ZM126 223V224H125ZM150 223H152V222H149L148 224H146L145 225V229H142V230H139V231H141L142 232V234H143V236L145 237V238H151V237H154L155 238V241L157 240V239H159V238H157V227L155 226V224H150ZM177 225H176V224ZM125 224V225H124ZM181 224V225H180ZM3 225V226H2ZM113 226V227H112ZM115 226V227H114ZM121 226V225H120ZM149 226V227H148ZM182 226H184V227H182ZM4 227V228H3ZM97 227H98V230H97ZM122 227V226H121ZM180 228V229H177L176 230V228ZM185 227H187V228H185ZM109 228H111V229H109ZM3 229V230H2ZM109 229V230H108ZM125 229V230H126ZM5 233V235L7 236V237H9V239H7V237L4 235V233H2V231ZM96 230V231H95ZM80 231V230H79ZM102 231V232H101ZM127 231H129V230H127ZM137 231V230H136ZM66 232H67V230H66ZM66 232H64L63 234H68V236L66 237L65 235L63 236V238H61V241L60 242H67V240H66V238L69 240L71 237H72V235H74V237L73 238H71L70 240H71V242L69 243V242H67V245H66V248H67V250L68 249H70L71 250V248L72 247H74V246H76L77 245V247H78V250H79V248L80 247H82V244L84 245V243L83 242H81V241H85V239H84V237L82 236V234H81V232H78V231H75V233L76 234H70L69 233V231L66 233ZM71 232V231H70ZM79 234H78V233ZM100 232V233H99ZM94 233L96 234V235H94ZM97 233H99V234H97ZM131 233H133L132 231H131ZM175 233V234H174ZM1 234H3L2 236H1ZM9 234V235H8ZM69 234L71 235V237L69 238ZM78 234V235H77ZM169 234V235H170ZM178 234V235H177ZM189 234H191V235H189ZM76 235V236H75ZM4 236V237H3ZM80 236V237H79ZM95 236V237H94ZM142 236V237H143ZM146 236H148V237H146ZM64 237H65V239H64ZM92 238V239H91ZM141 238V237H140ZM161 238L162 237H160V239H159V242H157L158 244L160 243V245L162 244L161 242ZM164 238L165 237H163V241H164ZM15 239V240H14ZM79 239V240H78ZM165 239H169V237H166ZM14 240V241H13ZM66 240V241H65ZM143 241H145V240H142V242H140V240L138 241V244L140 243V244H142V243H145V242H143ZM147 241V240H146ZM154 241V242H155ZM161 241V242H160ZM167 241V240H166ZM166 241H164L163 242V244L162 245H164V243L166 242ZM2 242H4V243H2ZM13 242H14V244H13ZM16 242V243H15ZM127 242V243H126ZM11 244V245H9V244ZM125 243H126V245H125ZM156 242H155V244L153 243V241H152V246H151V244L147 247V246H145L144 247V244H142L141 245V247H142V249L141 248H139L141 251H140V253H139V251H138V253L136 254L137 255V257H135V255H134V257L136 258L135 260L138 262V264H150L151 263V260H152V258H153V260L155 261V263L153 262V260H152V262H153V264H170V262L171 263H173L174 262V259H175V257H173V255L175 256V255H177L176 253L179 251L178 249H181V247L179 248L178 246H176L175 245V248H174V250H172V252L174 251L175 252V254H174V252L172 253L171 251L169 252L170 254H171V256L169 257V254L166 256V255H164V254H166V252L163 254V253H161V252H163L164 250H163V247H162V245L160 246V245H158ZM6 244H8V246H5V247H3L4 245H6ZM72 244V245H71ZM79 244V245H78ZM132 243H131V241L130 240H126L122 245H121V248H122V251H121V255L123 256V255H125L124 257H126V255L128 256V257H126V258H129L130 257V255H132V247L130 246ZM15 245V246H16ZM146 245V244H145ZM33 246V247H32ZM160 246V247H159ZM29 247H30V249H29ZM49 247V248H48ZM149 248V249H147V248ZM153 247H154V249H153ZM158 247V248H157ZM11 249V251H13L14 253H12V252H7L8 250H10ZM49 249V251H48V249ZM75 249H76V247H74ZM73 248V249H74ZM108 248V247H107ZM156 248V249H155ZM159 248H161V249H159ZM177 248V249H176ZM0 249V250H1ZM13 249V250H12ZM72 249V250H73ZM131 250V252H130V250ZM159 249V250H158ZM50 250H53V251H50ZM70 250H68V251H70ZM142 250H144V251H142ZM156 250H158V251H156ZM182 250V249H181ZM47 251V252H46ZM131 253L130 255L128 254L129 252ZM147 251V252H146ZM28 254H27V253ZM31 252V253H30ZM143 252H145V253H143ZM158 253V254H156V253ZM184 252V251H183ZM187 252H190V254H187ZM216 252H217V255H216ZM20 254V255H22V253H26V256H25V258H24V256L21 258V257H18L17 258V256H18V254ZM185 257L188 259V260H191L192 258H190L189 259V256L191 255V253H193V251L192 250H189V248L188 247H186V250H185ZM46 254H47V256H46ZM151 254V255H150ZM154 254H155V256L157 255V258L159 257V259L157 260V259H155L156 257L154 256ZM162 256H161V255ZM55 255V256H54ZM187 255V256H186ZM189 255V256H188ZM44 256H46V257H44ZM113 256V257H112ZM115 256H117V257H115ZM139 256H141V258L139 257ZM165 256V257H164ZM217 256H218V251L214 248V249H212L211 250V255H210V257H208V258H201L198 262H197V264H213V262H215V260H216V258H217ZM17 259H19V258H21V259H19V260H17ZM39 257H41L40 259H39ZM43 257V258H42ZM83 257V258H82ZM119 256L118 255H116V254H114V255H110L109 254V256L107 257V259H106V261L107 260H110V262H111V264L112 263H114L113 261H115V259H117ZM123 257V258H124ZM143 257V258H142ZM149 257V258H148ZM152 257V258H151ZM155 257V258H154ZM163 257V259H162V261H161V258ZM168 257V258H167ZM14 258V259H13ZM23 258L25 259V261L23 260ZM46 258V259H45ZM126 258H125V260H126ZM131 258H133V256H131ZM128 259V261L130 260L131 262L133 261H135L134 259ZM1 259V258H0ZM33 259V260H32ZM37 259H39V261L36 260ZM42 259V260H41ZM44 259V260H43ZM80 259H82V260H80ZM149 259V260H148ZM8 260H9V262H8ZM12 262H11V261ZM31 261V262H29L28 263V261ZM41 260V261H40ZM79 260H80V262H79ZM140 260H141V262H140ZM5 261H3L4 263H5ZM104 261V259L100 256V255H97V254H95L94 256H90V255H86V256H84V255H81V258H79L78 260H76V264H102V262ZM135 261V262H136ZM157 261L159 262V263H157ZM15 262V263H14ZM23 262V263H22ZM34 262V264H36ZM130 262V263H131ZM131 263V264H137V263ZM150 262V263H149ZM2 264V263H1ZM40 264V263H39ZM75 264V263H74ZM129 264V263H128ZM152 264V263H151Z\"/></svg>",
    "mask_w": 264,
    "mask_h": 264
}]
</instances>
